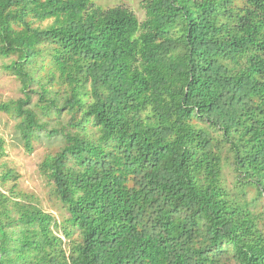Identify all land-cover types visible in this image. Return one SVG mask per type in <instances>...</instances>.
I'll return each mask as SVG.
<instances>
[{"label": "trees", "instance_id": "trees-1", "mask_svg": "<svg viewBox=\"0 0 264 264\" xmlns=\"http://www.w3.org/2000/svg\"><path fill=\"white\" fill-rule=\"evenodd\" d=\"M0 0V264H264V0ZM52 146V145H51Z\"/></svg>", "mask_w": 264, "mask_h": 264}, {"label": "rangeland", "instance_id": "rangeland-1", "mask_svg": "<svg viewBox=\"0 0 264 264\" xmlns=\"http://www.w3.org/2000/svg\"><path fill=\"white\" fill-rule=\"evenodd\" d=\"M141 2V0H92V3L105 9L118 6L128 8L142 22L146 19V12ZM9 62L10 59H0V105L11 99L23 97L19 80L2 68L3 64ZM0 136L7 142V156L4 160L9 166L20 171L21 186L26 190L35 191L43 199L45 209L55 214L59 221L66 218L68 215L65 210L49 199L47 181L38 170V165L48 153H56L59 150V140L45 139L37 142L33 153H28L17 138L15 119L1 110Z\"/></svg>", "mask_w": 264, "mask_h": 264}]
</instances>
